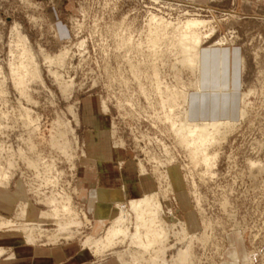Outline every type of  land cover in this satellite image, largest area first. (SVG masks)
<instances>
[{
    "label": "rangeland",
    "instance_id": "obj_1",
    "mask_svg": "<svg viewBox=\"0 0 264 264\" xmlns=\"http://www.w3.org/2000/svg\"><path fill=\"white\" fill-rule=\"evenodd\" d=\"M190 18L205 20L212 29L210 34L204 30L210 36L203 39L202 50L230 49L239 63L240 114L228 120L233 127L217 148L213 176L205 174L202 163L190 161L165 119L182 109L170 111L165 100L184 88L193 90L189 86L194 76L180 63L173 33ZM166 23L171 26L166 28ZM15 27L25 36V46L16 45ZM25 47L33 60L24 56ZM63 52L62 64L44 61L43 54ZM30 62L37 63L40 76H25L22 92L11 68ZM0 71V188L20 182L27 196L17 203L11 218L15 225L7 229L22 232L32 228L29 223L41 224L45 231L40 234L23 233L31 242L44 244H55L60 237L77 239L83 246L88 236H104L110 224L97 236L90 233L92 222L76 176L84 153L80 106L90 98L110 116L112 145L130 151L138 173L153 177V194L166 224L184 222L196 232L192 244L198 264L228 261L230 236L242 241L240 264H264V0H0ZM59 84L69 89L63 92ZM64 193L80 222L69 228L70 234L55 232L53 219L38 216L40 211L52 214L54 207L46 202ZM127 202L117 204V213ZM31 207L35 221L26 219ZM173 230L164 246L168 261L184 243ZM129 246L127 239L104 252L83 247L101 257L122 252L121 264H128L130 253L138 249L134 245L130 251ZM152 255L145 254L146 260Z\"/></svg>",
    "mask_w": 264,
    "mask_h": 264
},
{
    "label": "crops",
    "instance_id": "obj_2",
    "mask_svg": "<svg viewBox=\"0 0 264 264\" xmlns=\"http://www.w3.org/2000/svg\"><path fill=\"white\" fill-rule=\"evenodd\" d=\"M239 81L235 51L213 47L200 49L198 87L188 93L187 99L189 119H235L240 114L236 96ZM80 109L83 127L80 138L84 153L78 160L76 176L80 199L92 222L90 233L97 236L117 214V204L153 193L156 184L151 175L138 173L130 151L112 145L110 116L100 109L97 100L83 99ZM25 199L26 191L20 182L14 188H0V216L12 218L17 203ZM26 219L36 220L34 207L29 209ZM52 232L55 233L53 229ZM230 238L235 243L226 251L228 261L223 264H240L245 253L242 241L238 236ZM233 250H236V255ZM0 264L120 263L113 255L101 257L94 254L81 246L77 239L62 240L59 237L55 244L33 243L23 231L0 229Z\"/></svg>",
    "mask_w": 264,
    "mask_h": 264
},
{
    "label": "bare ground",
    "instance_id": "obj_3",
    "mask_svg": "<svg viewBox=\"0 0 264 264\" xmlns=\"http://www.w3.org/2000/svg\"><path fill=\"white\" fill-rule=\"evenodd\" d=\"M168 26H171L170 23H166L165 27L167 28ZM206 27L207 21L190 18L186 19L180 25H177L173 28V33L176 34L175 36L177 37V45L182 55L180 63L185 66V68L187 67L194 76V81H192L189 86L193 89L197 88L199 83L200 49L202 47L203 39L210 36V33H213L212 29L208 27L207 28L209 30L207 31L209 32L207 33L209 34L204 32V30L207 29ZM14 31V36H16V45L25 46L27 43L25 36L19 33L17 27L14 28ZM27 49H24L23 51L24 56H27L26 58L29 60L32 58V53H30L31 50ZM64 54V52L55 56L43 54L44 61L49 65L53 63L57 65L62 64ZM31 63L32 62L28 63V65L30 64L31 67L30 65L29 67L32 69H29V67H27L28 65L23 64H20L15 68H11L10 74L13 77L12 79L14 84L22 92H24V88L22 89V87L24 85L25 76H40L37 63ZM51 74H53L55 78L58 77L56 72H51ZM59 85L63 92L69 89L67 84V86L65 84L64 86L62 84ZM157 85H159V83ZM188 93L189 92L187 88H184L175 94L173 98H167L165 100L164 103L168 105L170 111H172L175 106L182 108L181 111L175 113L173 117L171 114H166L165 119L169 122L170 129L174 133L177 143H179V145H181L182 148L187 151L190 161L195 163V165L202 163L206 167L205 174L213 176L211 170L215 167L219 156V149L217 148L221 146V144L231 132L233 123L228 120H190L187 110ZM103 106L105 110L106 106ZM242 113L243 112H241V114ZM72 115L74 119L78 121L75 112H72ZM255 163L256 162L249 161V164L252 167H254ZM28 165H32V162H28ZM144 175L146 174L143 173L142 176ZM166 176L167 173L164 175L165 179H167ZM46 203L48 207H54L53 213L49 214L46 211H40L38 216L45 219L48 217L53 219L57 228L55 232L58 231L62 234L64 232L66 234H70L73 233V231H70L69 228L80 226V222L78 221V213L75 210L69 195L64 193L59 195L58 199L49 198L48 202ZM128 206L132 214L127 212L128 209L126 207ZM121 208L123 209H120L119 213L115 215L109 227L105 230L104 236L98 239H93V237L88 236L82 241V245L89 248L93 247L95 248L96 252H104L112 249L116 244L122 243V241L129 239L130 246L128 249L131 251V248H133L134 245L137 246L138 249L134 253L133 251L130 253V256L132 257L128 264H139V262H143V264H198L199 257L196 255L195 247H193L192 244L193 240H197L196 232L189 231L184 225V222L177 221L176 223L170 225L166 224L167 222L164 220V210L156 194L151 193L144 195L141 198L131 199L127 202L126 206L122 205ZM59 215H65L67 217L59 218ZM133 220L135 225L133 224L134 231L131 232L130 229H132L131 223ZM14 225L15 224L11 218H4L0 216V229H7ZM28 226L32 228H23V231H28L29 233L37 232L36 234H40L42 231H45L41 228V224L29 223ZM173 228L177 230L173 233L180 239L179 243H184L183 246L181 245L179 248H177V253L175 256L170 261H168L164 258V253L166 251L164 246L169 240L170 231H172ZM53 235L55 234L53 233ZM199 239L203 242L204 234L200 235ZM150 252H153V257L151 256L147 261L146 258H148V256H145V254H149ZM121 253L122 252H115L114 254L115 258L120 264L123 262H121ZM132 254H136L137 256Z\"/></svg>",
    "mask_w": 264,
    "mask_h": 264
}]
</instances>
